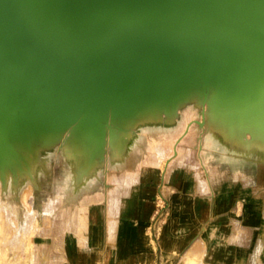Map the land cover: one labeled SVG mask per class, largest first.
I'll list each match as a JSON object with an SVG mask.
<instances>
[{"label": "water", "instance_id": "obj_1", "mask_svg": "<svg viewBox=\"0 0 264 264\" xmlns=\"http://www.w3.org/2000/svg\"><path fill=\"white\" fill-rule=\"evenodd\" d=\"M212 84L227 127L264 135V0H0V152L72 127L101 150L109 118Z\"/></svg>", "mask_w": 264, "mask_h": 264}, {"label": "rangeland", "instance_id": "obj_2", "mask_svg": "<svg viewBox=\"0 0 264 264\" xmlns=\"http://www.w3.org/2000/svg\"><path fill=\"white\" fill-rule=\"evenodd\" d=\"M215 95L216 91L209 97V110L214 115L209 119L226 131V137L215 135L218 151L203 150L206 124L205 119L201 120L200 92L189 97L198 101V114L186 117L185 126L173 136L164 134L174 127L172 119L182 120L179 104L188 103L189 98L181 101L170 116L160 107L146 113L138 118L142 120L140 128L115 124L113 138L107 134L102 153L99 157L92 154L95 159L85 156L77 160L79 142L71 138V132L61 133L54 144L46 142V133L30 143L25 140L26 154L21 143L13 140L14 171L9 169L13 175L6 181L13 182L24 208L15 209V200L9 198L13 187L2 185L0 180V264H80L76 253L79 248L81 252L88 249L83 220L86 216L91 223L95 221L99 235L96 241L90 234V245L95 249L105 246L93 264H214V257H222L224 263H231V258L240 259L244 252L241 245L250 244L254 233H264L263 202L255 190L259 166L264 167L260 161L264 157V135L260 132L251 138L242 127H227ZM156 115L161 117L157 121ZM195 129L199 130L197 143L184 142ZM75 132L81 135V131ZM122 132L136 135L137 145L134 147L129 139L121 140L118 135ZM183 146L191 152L177 155ZM223 152L244 160L228 162ZM24 161H30L34 168L29 165L30 169L18 171ZM97 163L102 164V169L88 177ZM112 164L116 167L111 168ZM172 170L175 171L170 178ZM132 171L137 174L129 179L127 175ZM207 177L206 184L201 185L200 180ZM180 181L184 187L178 185ZM114 195L122 200L116 215L111 211ZM136 209L138 216L143 210L145 221L140 223L139 217L129 216V211ZM81 212L84 218L80 221L77 215ZM252 215L255 218L250 221ZM113 219L122 223L127 219L134 226L139 225L137 238L124 240L121 251L116 245L122 236L112 239L109 232ZM226 235L239 239L232 241ZM203 238L208 239L213 250L204 255L207 251L203 243L199 245L201 253L193 254L194 246ZM259 252L260 248L251 256L254 263L258 262Z\"/></svg>", "mask_w": 264, "mask_h": 264}, {"label": "crops", "instance_id": "obj_3", "mask_svg": "<svg viewBox=\"0 0 264 264\" xmlns=\"http://www.w3.org/2000/svg\"><path fill=\"white\" fill-rule=\"evenodd\" d=\"M173 120V122H174V126H175V124H176V122L175 121H180V119H172ZM209 122L211 123V124H213L212 126H215L216 127V130H213L212 129V127L210 128V127H208L207 125H206V129L204 128V130H205V139H204V149L203 150H207V149H212V150H215V151H218L219 150V146H218V141L216 140V137H215V135L216 134H218V135H221V137L222 136H225L226 137V131H225V129H223V128H221V129H223V133L221 134V132H219L220 131V128L219 127H217L213 122H212V120H209ZM185 126V121H184V124H183V126L182 127H184ZM210 128V129H209ZM198 129H199V127H198ZM198 129H195L193 132V135H191L190 137H188L187 139H185L184 140V142H186V143H191V144H194V143H197V135H198V132H199V130ZM210 132H209V131ZM211 130H213V131H211ZM174 132H178V131H173V132H170V130H169V132H167L166 134H164V135H166V136H173L174 134ZM173 134V135H172ZM208 134H211V138H210V140H208L207 139V135ZM180 150H178V152H177V155H180V154H187V153H190L191 152V149H184V146L183 147H180L179 148ZM204 152V151H203ZM183 154V155H184ZM223 154H227V157H223L226 161H228V162H232V163H237V162H239L238 160H240V161H243L244 159H238V156L236 157V155H231V156H229L228 155V152H223ZM120 155V154H119ZM123 155V154H122ZM98 157H99V155H98ZM180 157V156H179ZM241 157V156H240ZM242 158V157H241ZM262 158H264V157H262ZM262 158H261V160L260 159H258V161L260 160L263 164L261 165V166H264V162L262 161ZM131 159V156H130V158H129V160ZM138 159H136V161H137ZM100 165H102V164H100V163H97V166L100 168V170L102 169L101 168V166ZM96 166V167H97ZM116 166H115V164H112V166H111V168H115ZM95 169V168H94ZM176 169V168H175ZM261 169V170H260ZM262 170H264V167L262 168V167H260L259 166V172H258V181L256 182V191H258V192H256L257 194H256V196H257V198H258V200H262V202H263V207H262V213H263V215H262V219H261V222H262V220H263V222L262 223H264V171H262ZM174 171L175 170H172V172H171V174H170V178H171V176H172V174L174 173ZM135 174V172L134 171H132V172H129L128 173V178L129 179H131V178H133V176H132V174ZM136 174H137V172H136ZM135 174V175H136ZM236 176V178L238 177V175H235ZM205 180L207 181L208 180V177L206 178V179H202V180H200V182H201V185L202 184H206L205 183ZM178 185L180 186V187H184V185H185V183L184 182H182V181H180L179 183H178ZM246 185H249V183L248 182H246ZM259 187V188H258ZM99 195V194H98ZM116 198L118 199L117 200V203H116ZM114 199H115V201H112V202H114L113 203V205H112V207H111V211L116 215V214H118L119 212H120V209H121V206H122V200L117 196V195H114ZM116 204H118L117 206H116ZM252 206V205H251ZM143 208V207H142ZM139 211V210H138ZM137 211V209L134 211H129V216H136V217H139V221H140V223H141V220H144L145 221V215L143 214V210L141 211V214H139V216H138V212ZM77 218H81V219H83L84 217H83V215H82V212L81 213H79V215H77ZM143 218V219H142ZM255 218V216L254 215H252V216H249V219H250V221H253L252 219H254ZM93 219H95V216L93 217ZM257 219H258V221H259V219H260V217H257ZM84 220V223H85V227H86V229H85V235L88 237V249H82V252L80 251V248H79V251L76 253V256H78L79 258V262H80V264H93V262H94V260H95V258H99L100 259V252L103 250H105V246H103V245H98V247H97V249H95L94 247H92L91 245H90V234L92 233L93 235V237H94V240H96V241H98L99 240V235H98V229H96L95 228V221H92V223L90 222V220L88 219L87 220V216H86V220L85 219H83ZM249 221V222H250ZM139 225H136V226H134L129 220H124V222L122 223V221H119V219H113V220H111L110 221V223H109V232L111 233V237H112V239H114V237H116V235H118V237H120V236H122V239L120 238V239H118V245H116L117 246V250H119V251H121V249H122V245H123V241L124 240H128V239H135V238H137L136 236L139 234V231H140V229H139V227H138ZM263 228V227H262ZM242 230L244 231L245 229H243L242 228ZM246 230L248 231V229L246 228ZM75 233V232H74ZM237 237V238H236ZM225 238L226 239H231L232 241H235V240H238L239 239V237L238 236H235V235H233L232 237L231 236H229V235H226L225 236ZM204 239V238H203ZM202 241V240H201ZM200 241V242H201ZM205 241V242H204ZM204 241L203 242H201V243H198L199 245L201 244H203V243H205L206 244V251L207 252H204V255L206 254V255H209V252H210V250L212 249L213 250V248H211V246L210 245H208V239H204ZM260 242L261 243H263V245H259L260 244ZM78 244V242L76 243V245ZM166 246H168V245H166ZM178 246H180L181 248L182 247H185V245H178ZM261 246V247H260ZM78 247H79V245H78ZM195 248L197 247V245H195L194 246ZM116 248V247H115ZM204 248H205V245H204ZM217 248L218 249H224V248H222V246L220 247L219 245H217ZM229 248V246L227 247V249ZM244 252L242 253V257L240 258V259H237L236 261H235V259L234 258H231V260H232V262L231 263H229V261L227 260L226 261V263H224L223 261H221L220 259H222V257H218V258H216V257H214L213 258V256H211L210 258L212 259L213 258V263L214 264H255V263H257V264H264V233L263 234H261V235H258V236H256V233H254V235H253V237H252V240L250 241V244H249V242H248V244L247 245H241V247H240ZM239 248V246H236V248L235 249H240ZM259 248H260V252H259V259H258V262L256 261L255 263H254V261H253V259H252V254L254 253V251L256 252V251H258L259 250ZM159 249H160V247H159ZM215 249V248H214ZM232 249H234V247L232 248ZM121 253V252H120ZM83 254V255H82ZM225 254V253H224ZM132 260V259H131ZM210 260V259H209ZM209 260H207V261H209ZM252 261V262H251ZM203 262V261H202ZM211 262V261H210ZM209 263V262H208ZM203 264H206L205 262H203Z\"/></svg>", "mask_w": 264, "mask_h": 264}, {"label": "bare ground", "instance_id": "obj_4", "mask_svg": "<svg viewBox=\"0 0 264 264\" xmlns=\"http://www.w3.org/2000/svg\"><path fill=\"white\" fill-rule=\"evenodd\" d=\"M216 91V94H217V87L215 85H211L209 87V91H208V98L207 100L204 102L203 101V90L197 88V87H193L191 88V95H197L199 92H200V95L202 96V116H201V120L202 119H205V124L208 126V127H212L213 130H216V127L215 126H212L213 124H211L209 122V118L210 116L214 118V115L211 113V109L209 110V97ZM190 95V97H191ZM195 97V96H193ZM187 102V101H186ZM179 106H181V118L182 120L180 121H175L176 124L175 126L170 130V132H173V131H179L183 124H184V119L186 117H188L189 115H197L198 114V107L199 106V103L198 101H196V98H192V99H188V103H180ZM159 107H148L146 108L143 107V108H140L137 110L136 114L134 116H130V117H119V118H109V123L111 125H114L113 126V130L111 131V133H109L108 131L105 133V136L101 139V144H100V148H102L101 150H98L97 149V137H98V134L95 135V133L93 131H81V135H78L75 130H78V127L74 128H70L66 131H59V130H56V131H51V132H46V142H48L49 144H54L55 142L58 141V138L60 137L61 133L63 132H71V138L74 139L75 141H78L79 142V149H78V153L76 155V158L77 160L79 159H83L85 156L86 157H90L92 159H95L96 157H98V155H100L102 153V151L104 150V145H105V137L107 136V134L109 135L110 139L113 138L114 136V130L116 129L117 130V125L119 126H125V127H128V128H132V127H141V125L139 124V122H141L142 120L141 119H138V118H143L144 115L152 110H158ZM213 109V108H212ZM215 111V110H213ZM215 113V112H214ZM137 119V120H136ZM258 120V119H257ZM259 122V121H257ZM199 123H204V122H199ZM117 124V125H115ZM139 125V126H138ZM210 127V128H211ZM209 128V129H210ZM120 129V128H118ZM211 130V131H213ZM209 131V130H208ZM210 132V131H209ZM221 134L224 132L223 129L220 128V131ZM118 136H120L121 140H127L129 139L130 142H132L133 146L135 147L137 145V142H138V138L136 135H130V136H127L126 135V132H122L121 134H119ZM207 139L210 140L211 138V134H208L207 135ZM37 139V138H36ZM78 139V140H77ZM19 142L21 143L22 147L23 148V153L26 154L27 151L26 150V147H25V139L23 140H16V142ZM15 142V141H14ZM13 141H11L10 145H9V149L8 148H4L2 150V152H0V180H1V183L2 185L6 186V185H9L11 187H13V190L12 192L9 194V198L12 199V200H15V203H16V206H15V209H23L24 208V204L22 203V201L20 200V198L17 197V193H16V188L14 187V184L13 182H10L7 183V178H12V175H13V172L9 169H13V160L15 161V151L13 150ZM71 142H73V140H71ZM69 141V143H71ZM27 143V142H26ZM24 146V147H23ZM93 153H95L96 157H92ZM31 161V159H30ZM30 161H24V166L21 168V167H17L18 168V171H20L21 169H28L29 168V163ZM33 162V161H32ZM31 166V165H30ZM33 166H31L32 168ZM34 168V167H33ZM30 169V168H29ZM100 171V168L97 166L95 169H92L91 170V174L88 175V177H94L95 173L93 172H96L98 173ZM93 179V178H92ZM17 184V183H16ZM90 184V183H89ZM8 187V186H7ZM7 189V188H6ZM5 189V190H6ZM58 195V194H56ZM60 197L62 195H59ZM57 196V197H59ZM55 200V199H54ZM24 202V201H23ZM54 204V203H53ZM52 211V210H50ZM47 212V211H45ZM70 218V216L68 217ZM80 221H81V218H80ZM83 221V220H82ZM68 224V222H66ZM70 223V222H69ZM69 225V224H68ZM67 226V225H66ZM68 229H69V226H67ZM78 228V227H77ZM80 229V228H79ZM78 230V229H77ZM201 245V244H200ZM201 247H199V244L197 245V248H193L192 250V253L193 254H197L199 255V253H201Z\"/></svg>", "mask_w": 264, "mask_h": 264}]
</instances>
